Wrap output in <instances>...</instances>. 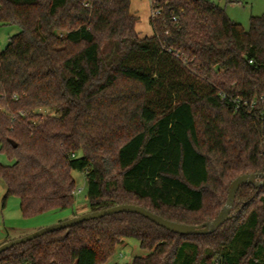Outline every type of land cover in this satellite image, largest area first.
Returning <instances> with one entry per match:
<instances>
[{"label": "trees", "instance_id": "obj_1", "mask_svg": "<svg viewBox=\"0 0 264 264\" xmlns=\"http://www.w3.org/2000/svg\"><path fill=\"white\" fill-rule=\"evenodd\" d=\"M131 1L0 0V24L20 27L0 52L3 206L71 208L78 170L90 211L136 204L199 225L235 178L264 173V13L246 29L209 0H151L143 36ZM129 238L150 253L125 264H264V185L243 184L213 233L120 212L17 244L0 264H101Z\"/></svg>", "mask_w": 264, "mask_h": 264}, {"label": "rangeland", "instance_id": "obj_2", "mask_svg": "<svg viewBox=\"0 0 264 264\" xmlns=\"http://www.w3.org/2000/svg\"><path fill=\"white\" fill-rule=\"evenodd\" d=\"M219 4L226 9L227 14L241 23L246 29L249 28L250 18L252 15H261L264 13V0H209ZM131 9L139 16L137 30L141 35H152L153 27L150 22L152 14L151 0H132ZM20 31L18 25H1L0 24V52L7 47L10 38ZM40 111L43 115L52 112L49 108H42ZM0 162L3 164H11L13 160L0 150ZM76 180L75 203L74 206L67 209H56L44 212L34 217L26 218L20 208V199L16 196H10L5 206H3V197L5 194V182L0 178V238L10 236L16 239L30 234L41 228L52 224L65 221L72 218L74 214L81 215L89 212L87 194V180L84 172L78 170L73 171ZM81 189V191H78ZM11 238L7 241L12 240ZM150 252L143 249L135 238L126 239L120 244L116 253L107 261L101 264H125L136 256H146Z\"/></svg>", "mask_w": 264, "mask_h": 264}, {"label": "water", "instance_id": "obj_3", "mask_svg": "<svg viewBox=\"0 0 264 264\" xmlns=\"http://www.w3.org/2000/svg\"><path fill=\"white\" fill-rule=\"evenodd\" d=\"M13 144L16 146V143ZM246 183L254 184L256 186L264 185V173L242 174L237 178H235L229 186L228 198L226 204L224 205L218 216L214 220L207 221L203 224L193 225V224L180 223L166 219L140 205L119 204L112 206L110 208L96 210V211H89L81 215L73 216L72 218H69L65 221L58 222L50 226L41 228L25 236L6 241L0 245V254L17 244L36 239L46 233H50L52 231H56L59 229L72 227L84 221H88L96 218H102L120 212H131V213L140 214L148 218L150 221L154 222L155 224L171 232L182 235H205V234L213 233L225 221H227L230 218L237 192L239 188Z\"/></svg>", "mask_w": 264, "mask_h": 264}, {"label": "crops", "instance_id": "obj_4", "mask_svg": "<svg viewBox=\"0 0 264 264\" xmlns=\"http://www.w3.org/2000/svg\"><path fill=\"white\" fill-rule=\"evenodd\" d=\"M152 9V8H151ZM233 19V18H232ZM233 20H235V19H233ZM236 21V20H235ZM5 191H6V188H5ZM9 238H11L12 239V237H10V236H5V237H1L0 238V243H3V242H5L7 239H9Z\"/></svg>", "mask_w": 264, "mask_h": 264}, {"label": "built area", "instance_id": "obj_5", "mask_svg": "<svg viewBox=\"0 0 264 264\" xmlns=\"http://www.w3.org/2000/svg\"><path fill=\"white\" fill-rule=\"evenodd\" d=\"M158 11H152V15H156V13H157ZM78 191H81V189H79Z\"/></svg>", "mask_w": 264, "mask_h": 264}]
</instances>
